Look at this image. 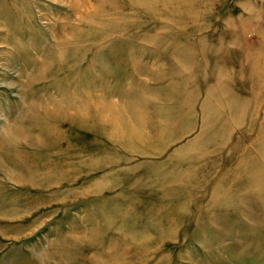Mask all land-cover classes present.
I'll list each match as a JSON object with an SVG mask.
<instances>
[{"label": "rangeland", "instance_id": "1", "mask_svg": "<svg viewBox=\"0 0 264 264\" xmlns=\"http://www.w3.org/2000/svg\"><path fill=\"white\" fill-rule=\"evenodd\" d=\"M0 264H264V0H0Z\"/></svg>", "mask_w": 264, "mask_h": 264}]
</instances>
